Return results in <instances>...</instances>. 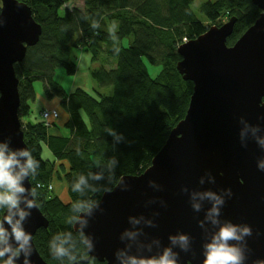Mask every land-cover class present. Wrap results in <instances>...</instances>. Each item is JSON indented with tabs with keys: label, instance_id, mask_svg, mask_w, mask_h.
I'll use <instances>...</instances> for the list:
<instances>
[{
	"label": "water",
	"instance_id": "water-1",
	"mask_svg": "<svg viewBox=\"0 0 264 264\" xmlns=\"http://www.w3.org/2000/svg\"><path fill=\"white\" fill-rule=\"evenodd\" d=\"M251 1L260 15L233 45L226 42L235 18L209 26L177 48L181 57L177 71L193 84L185 116L142 174L121 177L97 204L79 214L73 230L94 245L93 252L86 247L87 258L80 264L92 260L121 264L118 252L125 253L124 259H158L165 248L176 254V264H201L204 246L225 223L237 226L238 235L243 227L252 231L241 240L229 241L240 249V264L264 262V170L259 167L264 164L260 144L264 141V0ZM0 3V148L7 155L27 149L18 117L14 65L38 42L41 26L26 4ZM17 159L23 165L27 158ZM20 184L26 191L18 194L23 197L19 207L29 213L21 226L32 236V249L27 257L24 252L14 257V264H24L25 259L48 264L33 243L35 233L46 228L48 220L38 207L25 205V199H33L29 175ZM207 192L223 200L215 213L214 200L203 195ZM6 214L5 209L1 219ZM4 227L10 231L7 223ZM181 235L187 237L183 247ZM9 242L16 246L11 237Z\"/></svg>",
	"mask_w": 264,
	"mask_h": 264
},
{
	"label": "trees",
	"instance_id": "trees-1",
	"mask_svg": "<svg viewBox=\"0 0 264 264\" xmlns=\"http://www.w3.org/2000/svg\"><path fill=\"white\" fill-rule=\"evenodd\" d=\"M17 1L29 7L41 26L38 42L14 65L18 117L30 115L33 84L41 81L45 97L60 100L65 115L60 127L67 131L66 136L50 134L38 116L21 125L23 141L36 161L29 171L31 189L48 220V226L35 233L33 243L48 264H80L87 252L80 233L73 230L79 214L95 205L121 177L142 174L185 116L193 84L177 71L181 61L177 48L209 26H220L222 16L236 19L226 42L231 46L261 11L251 0H209L200 7L207 21L203 24L191 9L195 0H84L83 8L69 6L73 0ZM125 39L127 46L122 45ZM73 49L89 52L94 62L104 50L102 66L91 77L98 89L111 87L110 95L80 88L66 93L55 82L57 69L75 75ZM144 60L160 65L156 77H150ZM110 61L113 66L104 67ZM110 129L123 138L110 135ZM42 146L50 158L42 157ZM56 176L67 189L65 204L46 189ZM5 209L0 206V219ZM61 243L67 255L57 257L54 249Z\"/></svg>",
	"mask_w": 264,
	"mask_h": 264
},
{
	"label": "clouds",
	"instance_id": "clouds-1",
	"mask_svg": "<svg viewBox=\"0 0 264 264\" xmlns=\"http://www.w3.org/2000/svg\"><path fill=\"white\" fill-rule=\"evenodd\" d=\"M108 133L113 135L116 139L123 138L122 135L118 136L113 129H110ZM260 144L261 147H264V141H260ZM17 156H24L27 158L23 165L20 164ZM114 162L113 160V163ZM35 163V159L26 148L19 152H8L7 155L4 150L0 148V206H6L7 211L3 219H0V259L4 261V264H14V257L18 258L21 252H24L27 257L32 249V246L29 245L32 236L26 233L21 226V221L29 213L19 207L20 200L23 199V197L18 194H22L26 191V189L21 186L20 181L25 176L29 175V171L34 168ZM259 167L264 170V164H261ZM95 178L100 179L101 177L96 176ZM28 191L34 199H25L24 202L26 207H37L35 190L30 189ZM228 191L229 195H231V190ZM203 195L214 200L212 211L215 213L217 211L216 205L222 204L223 200L211 192L204 193ZM97 203L98 202H94V204ZM193 207L197 210L199 209V205L197 204H194ZM14 216H17L18 219H14ZM5 223L9 225L10 231L4 227ZM213 223L215 224L217 221L213 220ZM239 232L240 234L238 235L237 226L231 223L221 225L219 230L212 236L211 242L204 246V259L201 264H240L242 259L240 249L230 244L229 241L241 240L243 236H250L252 231L249 227H243L239 229ZM80 235L81 241L87 247L88 251L93 252L94 245L91 240L84 236L82 232ZM125 235L133 237L135 233L125 232ZM9 237L15 241V247L9 242ZM178 239L181 242V247H183L187 237L181 235ZM172 242L176 243V238H172ZM6 253L9 254L7 258H5ZM54 253L57 257H62L67 255V250L61 243L55 247ZM116 256L117 259H120L121 264H176V254L171 252L169 248H165L163 254L158 259L154 257L138 258L136 256H127V258L124 259V252H118ZM24 264H31V262L25 259ZM256 264H264V262L257 261Z\"/></svg>",
	"mask_w": 264,
	"mask_h": 264
},
{
	"label": "rangeland",
	"instance_id": "rangeland-1",
	"mask_svg": "<svg viewBox=\"0 0 264 264\" xmlns=\"http://www.w3.org/2000/svg\"><path fill=\"white\" fill-rule=\"evenodd\" d=\"M209 0H195V2L192 4L191 9L196 15V17L203 22V24H207V21L204 22V15L200 11V7L203 3L207 2ZM69 6H75L77 8H83L84 7V0H73ZM229 21V17L222 16L220 19V24L223 25ZM127 40H123L122 45L127 46ZM105 53L104 50L102 51L100 57L97 59V61H92V56L89 52L83 50V49H73V59L76 64V73L74 76H68L66 75L65 71L63 69H57L55 71L54 80L57 84L61 86L64 92L70 93L76 88L83 89L87 92H90L91 94L94 93V90L97 89L101 94L104 95H110L112 93L111 87H105L98 89L95 81L91 77V72L94 69H98L102 66V59H104ZM106 58V57H105ZM144 63L147 67V71L151 78L156 77L160 70V65H150L146 60H144ZM104 67L108 68L113 66V64L110 62L103 64ZM33 89L35 92V100L34 101H28V104L31 108V113L28 117L25 119H20L21 125L24 123V121L34 122L35 118L39 115L41 112H53L55 111L57 113V117L53 118L51 120L43 121L46 126L49 127V132L52 135H62L66 136L67 131L60 128L63 121L65 120V115L63 110L60 107V100L58 98H52L47 99L43 92V84L41 81H36L33 84ZM55 123L59 127H51V125ZM51 127V128H50ZM42 157L44 159H48L51 157V154L49 151L42 146ZM62 178V177H61ZM59 178L54 177L53 180H51L50 183L46 186V189L48 192H52L58 198L63 202L64 204L68 201L67 196V189L64 184L61 181L58 180ZM42 186L37 185V188H41ZM87 258V256H86ZM85 258V259H86ZM84 259V260H85ZM87 264H92L90 261Z\"/></svg>",
	"mask_w": 264,
	"mask_h": 264
},
{
	"label": "built area",
	"instance_id": "built-area-1",
	"mask_svg": "<svg viewBox=\"0 0 264 264\" xmlns=\"http://www.w3.org/2000/svg\"><path fill=\"white\" fill-rule=\"evenodd\" d=\"M57 117V113L55 111L53 112H41L40 113V116H39V119L42 120V121H47V120H51L53 118H56Z\"/></svg>",
	"mask_w": 264,
	"mask_h": 264
},
{
	"label": "crops",
	"instance_id": "crops-1",
	"mask_svg": "<svg viewBox=\"0 0 264 264\" xmlns=\"http://www.w3.org/2000/svg\"><path fill=\"white\" fill-rule=\"evenodd\" d=\"M61 128V127H60ZM64 130V129H63ZM66 131V130H65Z\"/></svg>",
	"mask_w": 264,
	"mask_h": 264
}]
</instances>
